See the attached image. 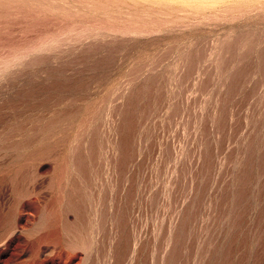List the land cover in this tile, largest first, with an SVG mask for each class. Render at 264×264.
I'll list each match as a JSON object with an SVG mask.
<instances>
[{
  "label": "rangeland",
  "instance_id": "1",
  "mask_svg": "<svg viewBox=\"0 0 264 264\" xmlns=\"http://www.w3.org/2000/svg\"><path fill=\"white\" fill-rule=\"evenodd\" d=\"M0 264H264V0H0Z\"/></svg>",
  "mask_w": 264,
  "mask_h": 264
},
{
  "label": "bare ground",
  "instance_id": "2",
  "mask_svg": "<svg viewBox=\"0 0 264 264\" xmlns=\"http://www.w3.org/2000/svg\"><path fill=\"white\" fill-rule=\"evenodd\" d=\"M106 206V205H105ZM79 233V232H78ZM108 236V235H107ZM105 240V239H104ZM107 240V239H106ZM98 241H99V238H98ZM100 244H101V242H100ZM92 256V255H91ZM94 259V258H93ZM94 262V261H93Z\"/></svg>",
  "mask_w": 264,
  "mask_h": 264
}]
</instances>
